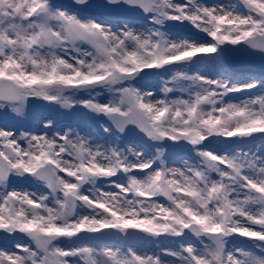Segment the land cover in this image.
I'll return each mask as SVG.
<instances>
[{
    "label": "snow or ice",
    "instance_id": "obj_1",
    "mask_svg": "<svg viewBox=\"0 0 264 264\" xmlns=\"http://www.w3.org/2000/svg\"><path fill=\"white\" fill-rule=\"evenodd\" d=\"M0 109V264H264V0H0Z\"/></svg>",
    "mask_w": 264,
    "mask_h": 264
},
{
    "label": "rangeland",
    "instance_id": "obj_2",
    "mask_svg": "<svg viewBox=\"0 0 264 264\" xmlns=\"http://www.w3.org/2000/svg\"><path fill=\"white\" fill-rule=\"evenodd\" d=\"M213 2H217V0H208V3H213ZM225 3L228 2V0H224ZM137 23H143V22H137ZM183 31H186V32H181V31H177L176 30V33L177 35H179L180 37H189L187 35H185L186 33H193L191 31H188V30H185L183 29ZM198 69L201 71V72H207L209 74H212V73H216L220 70H222L221 68H223L222 66V63L218 64V65H198L197 66ZM167 75H163V76H159L157 78L155 77H150V79H148L147 81L145 82H142L143 85L147 86V88L149 90H152V91H158L159 88L162 86V83H163V80L164 79H167ZM243 98V97H241ZM32 104L35 105H45V104H48V102H45V101H36V100H33V99H30L29 100V104L28 106H31ZM54 108L55 107H58L59 106H53ZM51 107V108H53ZM60 110H65V109H60ZM4 110L3 109H0V112H3ZM66 111V110H65ZM68 111V110H67ZM56 112L58 111H51V113H47V111L44 112V110L42 109H38L37 111H35V113L41 115L42 117H50L52 118L53 120L55 119L56 117ZM45 114V116H44ZM77 114V113H75ZM14 114H12L11 112L8 113V116H9V122L10 123H15L16 126H18V128H20L21 131H23L25 128H27V120L29 119V117L31 116V112H29V110L26 108L25 110V115L24 116H21V117H16L15 120H12L11 117L13 116ZM79 115V114H78ZM74 116V115H73ZM74 120V119H73ZM0 122H3L2 120H0ZM78 122H75L73 123V121L70 123V124H76ZM80 124H83L84 125V121L83 120H80L79 121ZM89 123V126L91 127V122H88ZM62 125V124H61Z\"/></svg>",
    "mask_w": 264,
    "mask_h": 264
},
{
    "label": "bare ground",
    "instance_id": "obj_3",
    "mask_svg": "<svg viewBox=\"0 0 264 264\" xmlns=\"http://www.w3.org/2000/svg\"><path fill=\"white\" fill-rule=\"evenodd\" d=\"M3 122H0V124H2Z\"/></svg>",
    "mask_w": 264,
    "mask_h": 264
}]
</instances>
